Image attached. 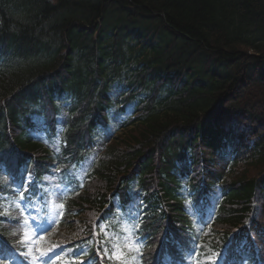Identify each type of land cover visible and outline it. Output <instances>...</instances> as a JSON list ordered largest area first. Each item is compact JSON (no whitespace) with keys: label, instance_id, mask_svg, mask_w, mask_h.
Wrapping results in <instances>:
<instances>
[{"label":"trees","instance_id":"16d2710c","mask_svg":"<svg viewBox=\"0 0 264 264\" xmlns=\"http://www.w3.org/2000/svg\"><path fill=\"white\" fill-rule=\"evenodd\" d=\"M68 106L64 149L36 141L34 111ZM89 156L53 241L88 240L104 220L123 235L120 211L137 194L145 249L132 264H186L196 210L217 201L212 230L222 246L233 234L225 264H241L242 244L248 264H264V0H0V192ZM8 216L0 234L23 246L26 226ZM100 238L102 253L84 254L113 264Z\"/></svg>","mask_w":264,"mask_h":264},{"label":"rangeland","instance_id":"374dc122","mask_svg":"<svg viewBox=\"0 0 264 264\" xmlns=\"http://www.w3.org/2000/svg\"><path fill=\"white\" fill-rule=\"evenodd\" d=\"M35 125L36 130L38 131V136H35L36 139L39 138L46 144H58L60 142L62 123L59 120L54 126L48 116L45 113H42L36 116ZM87 167V164L77 166L76 168L72 167L68 174L63 177L58 178L53 176L48 181V187L46 191L49 193V195L46 197V200L41 195L31 200L30 211L32 212V216L30 218V223L34 228H37L44 223V216L42 215L41 210L46 206L49 210L50 220L45 222L44 231L46 232L49 230L51 233L50 228L55 225V218L59 212V208L55 204L56 194H65L69 189L75 187L74 184L81 183L84 179V172L87 170ZM135 201L136 205L137 203L141 204L144 202L143 199L140 198L136 199ZM19 203L24 210L25 205L22 202ZM123 215L125 228L128 231V229L132 226V221L134 220L136 223L139 213L135 206H132L131 208L127 209ZM213 217V214H209L205 219H201L203 223L199 228L201 237L196 245L195 251L193 252L191 264L220 263L222 249L218 247V243L222 240V235H215V233L212 232L211 223ZM105 228H107V226ZM45 245L48 246V243H45ZM127 249L130 254V248L128 247ZM43 250L45 249L40 250L41 252L36 257L39 264H70V257L68 256V253L71 250L69 247L63 246L60 249L52 251L50 254L42 253ZM112 253L119 264H127L129 262V260L124 256V253H120L119 251H114Z\"/></svg>","mask_w":264,"mask_h":264},{"label":"snow or ice","instance_id":"6c2138e0","mask_svg":"<svg viewBox=\"0 0 264 264\" xmlns=\"http://www.w3.org/2000/svg\"><path fill=\"white\" fill-rule=\"evenodd\" d=\"M29 175H30V173H29ZM21 187H23L25 191H28V188H27L26 185H21ZM20 197H21V199L25 198L23 192L20 193ZM136 227L138 228V225H137ZM126 246L129 247V248L135 247L136 249H139V247H140L141 245L139 244L138 241L133 240V241L131 242V244L126 245ZM3 258L6 259V258H8V257H7V256H4Z\"/></svg>","mask_w":264,"mask_h":264}]
</instances>
